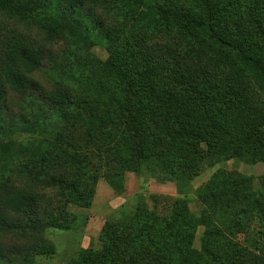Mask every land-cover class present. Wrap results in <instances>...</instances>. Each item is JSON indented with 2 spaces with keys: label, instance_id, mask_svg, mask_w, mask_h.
<instances>
[{
  "label": "trees",
  "instance_id": "trees-1",
  "mask_svg": "<svg viewBox=\"0 0 264 264\" xmlns=\"http://www.w3.org/2000/svg\"><path fill=\"white\" fill-rule=\"evenodd\" d=\"M0 15L68 40L55 62L0 39V89L27 116L8 131L41 139L6 169L19 185L0 184V232L19 241L0 242V264L53 253L45 230L75 224L69 208L89 207L98 179L120 191L126 173L146 171L177 184L167 212L143 199L77 264H264V175L255 189L216 170L197 189L198 217L181 187L224 161L264 163V0H0ZM77 36L103 41L106 60L94 63ZM45 69L53 88L34 79Z\"/></svg>",
  "mask_w": 264,
  "mask_h": 264
},
{
  "label": "rangeland",
  "instance_id": "rangeland-1",
  "mask_svg": "<svg viewBox=\"0 0 264 264\" xmlns=\"http://www.w3.org/2000/svg\"><path fill=\"white\" fill-rule=\"evenodd\" d=\"M35 20L52 23L49 17L35 16ZM84 51L90 55L94 63H102L107 58L105 43L96 36L84 42L75 37ZM0 39L5 41L19 40L35 47L45 48L55 62L64 57L67 37L49 34L36 23L22 22L7 16L0 15ZM92 57V58H91ZM64 59V58H63ZM45 64V67H48ZM34 79L46 89L58 84L56 76L45 70L33 74ZM23 101L17 99L10 91L0 89V184L3 182L13 188L19 183L13 174L7 176L6 169L12 162H17L23 148L39 147L41 139L30 135H16L9 133V119L18 122V117H27ZM2 111H6L5 113ZM28 148V149H29ZM22 159V158H21ZM218 169L235 170L247 176L258 189L259 179L264 175V163L244 164L238 161H224L212 168L204 169L181 187L187 195L189 208L195 216L201 214L202 207L197 200V189ZM177 184L164 177L159 172L134 175L126 173L120 191H115L103 178L98 179L92 200L87 208L72 206L69 210L76 218L75 224L68 229L49 228L45 230V238L53 244L54 252L34 258L33 264H77L83 250H101L100 237L106 225L114 224L132 214L139 203L144 202L150 209L155 208L158 213L164 214L168 210L169 199L177 195ZM150 195H156L151 199ZM205 229L198 226L193 239V247L200 249ZM242 237V236H240ZM240 239V238H239ZM0 242L3 246L18 245V238L12 233L0 232Z\"/></svg>",
  "mask_w": 264,
  "mask_h": 264
}]
</instances>
